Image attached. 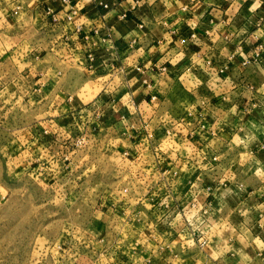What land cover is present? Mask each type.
I'll return each mask as SVG.
<instances>
[{
    "label": "crops",
    "instance_id": "0c3cea01",
    "mask_svg": "<svg viewBox=\"0 0 264 264\" xmlns=\"http://www.w3.org/2000/svg\"><path fill=\"white\" fill-rule=\"evenodd\" d=\"M22 1L34 29L30 59L48 55L51 67L62 63L98 84L83 104L70 88L49 92L48 107L56 100L61 115L81 119L99 108L92 121L112 116L131 146L151 132L162 144L155 168L167 172L160 184L173 172L181 202L207 213L197 232L263 250L264 0ZM178 124L189 138L164 139ZM201 153L217 159L202 161ZM155 203L143 205L160 209ZM166 219L155 221L163 242L193 239L178 216Z\"/></svg>",
    "mask_w": 264,
    "mask_h": 264
},
{
    "label": "rangeland",
    "instance_id": "374dc122",
    "mask_svg": "<svg viewBox=\"0 0 264 264\" xmlns=\"http://www.w3.org/2000/svg\"><path fill=\"white\" fill-rule=\"evenodd\" d=\"M16 1L0 0V264H264L254 244L160 239L155 221L171 212L143 205L157 199L155 144L131 146L107 114L96 125L99 108L81 119L48 107L49 92L83 104L98 84L30 59L34 29ZM145 170L155 178L142 183Z\"/></svg>",
    "mask_w": 264,
    "mask_h": 264
},
{
    "label": "built area",
    "instance_id": "2783aa9c",
    "mask_svg": "<svg viewBox=\"0 0 264 264\" xmlns=\"http://www.w3.org/2000/svg\"><path fill=\"white\" fill-rule=\"evenodd\" d=\"M255 57L256 56L249 58V59H245L242 62V64L243 65L249 64L251 61H253L255 59ZM205 65H207L209 67L214 66L213 62L210 59L206 60ZM217 71L222 75L226 71V66L218 67ZM154 97L155 96H151L152 99ZM183 128H184V126L182 124H178L174 128L165 129L164 139L171 140L174 137L178 138L181 136L189 138V133L184 131ZM146 138H147L148 146H149V144H155V149L158 151V154L156 156L157 160H158V158H160L162 156L161 153L159 154L160 150H162L161 142L155 141L154 140L155 136H153L151 132L150 133L148 132V134H146ZM208 149H211V147L210 148L208 147ZM201 155H202V158H201L202 161H208V163L214 162L217 159L216 155H211L210 157H208L207 156L208 154H206V153H201ZM156 170L157 171H156L155 175L158 176L159 183L157 182V179L155 178V176H152L151 174H147V173H146V175L144 173H142V177H143L142 183L147 182L148 179L152 180V178H155V181L152 184L148 185L149 189L151 191H154V190L156 191L157 199L154 201V202H156L154 204V206H156V204H157V205H159L160 210H162L163 212H165V211L171 212V213H168L167 216L163 217L162 219L169 218L170 216H173V217L178 216L182 221H184V223L187 226L192 227V229L194 228V230H193V239L194 240H196L198 242H200L202 240V238H205V240H210L206 234H204V233L200 234L201 232H199V231L197 232L198 228H195V226H197L196 222L198 220H200V218H202L203 216H205L207 214L205 212V210H203L202 207H197L196 203H194L192 201L182 200L183 202H181V200L177 197L181 192L180 190L182 189V188L180 189V186H179V185H181V182H180L179 178L175 179L173 177V172L168 174L167 180L165 181V184L163 186L160 183L163 181V179H162L163 176L167 175L166 169L164 170L161 168V169H156ZM162 190H164V195L161 198H159L158 195ZM162 203L163 204L165 203L167 205H169L168 203H173V205H171L169 207V209L164 210L163 209L164 207L163 208L161 207ZM165 207H167V206L165 205ZM186 213H188V215ZM197 216H199V217H197ZM165 223H167V219H166Z\"/></svg>",
    "mask_w": 264,
    "mask_h": 264
}]
</instances>
